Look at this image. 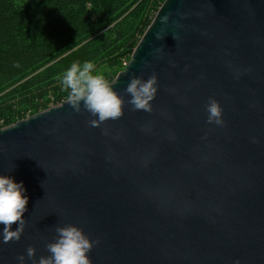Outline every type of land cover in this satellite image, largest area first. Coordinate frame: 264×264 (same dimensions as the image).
I'll use <instances>...</instances> for the list:
<instances>
[{
  "label": "water",
  "instance_id": "obj_1",
  "mask_svg": "<svg viewBox=\"0 0 264 264\" xmlns=\"http://www.w3.org/2000/svg\"><path fill=\"white\" fill-rule=\"evenodd\" d=\"M153 74L152 111L133 110L122 89ZM113 82L117 120L64 101L0 128V173L29 198L0 264L48 256L68 224L99 241L91 264H264V0H164Z\"/></svg>",
  "mask_w": 264,
  "mask_h": 264
},
{
  "label": "trees",
  "instance_id": "obj_2",
  "mask_svg": "<svg viewBox=\"0 0 264 264\" xmlns=\"http://www.w3.org/2000/svg\"><path fill=\"white\" fill-rule=\"evenodd\" d=\"M163 1L0 0V93L11 87L0 96V125L67 101L61 78L73 63L104 66L111 83Z\"/></svg>",
  "mask_w": 264,
  "mask_h": 264
},
{
  "label": "clouds",
  "instance_id": "obj_3",
  "mask_svg": "<svg viewBox=\"0 0 264 264\" xmlns=\"http://www.w3.org/2000/svg\"><path fill=\"white\" fill-rule=\"evenodd\" d=\"M160 38L158 33L157 39ZM61 84L72 110L80 112L83 108L93 117L89 121L90 127H99L105 121L117 120L123 115L122 96L114 90L113 84L94 72L92 62L73 63L63 73ZM122 91L129 97L127 103L133 110L151 112L158 91L157 77L154 74L147 79L131 76ZM205 111L208 113L207 123L223 125L222 107L215 98H209ZM25 193L23 181L17 182L13 176L0 173V225L3 226L0 237L3 243L20 240L24 232V213L29 199ZM13 223L17 224L15 229ZM56 233V239L46 244L48 256L35 259L36 250L29 246L26 256L20 254L16 257L17 264H26V257L32 264H91L88 253L98 240H91L81 227L74 224L58 226Z\"/></svg>",
  "mask_w": 264,
  "mask_h": 264
},
{
  "label": "rangeland",
  "instance_id": "obj_4",
  "mask_svg": "<svg viewBox=\"0 0 264 264\" xmlns=\"http://www.w3.org/2000/svg\"><path fill=\"white\" fill-rule=\"evenodd\" d=\"M157 3V2H156ZM158 9V4H154L152 7H151V9H150V11H149V15H154L155 14V12H157L156 10ZM131 57V56H130ZM127 60L126 59H124V60H122L121 61V63L119 64V66H117L116 68H114V73H115V76L120 72V71H122L124 68H125V66H126V64H127ZM94 72L96 73V74H99V75H102L103 77H105V75H104V73H105V67L104 66H98L96 69H94ZM32 76V75H31ZM31 76H27V77H25L23 80H21V81H24V80H26L27 78H29V77H31ZM115 78V77H114ZM113 82V81H112ZM11 89V87H9V88H7L4 92H1L0 93V96L1 95H3L4 93H6V91H9ZM0 128H3L1 125H0Z\"/></svg>",
  "mask_w": 264,
  "mask_h": 264
},
{
  "label": "built area",
  "instance_id": "obj_5",
  "mask_svg": "<svg viewBox=\"0 0 264 264\" xmlns=\"http://www.w3.org/2000/svg\"><path fill=\"white\" fill-rule=\"evenodd\" d=\"M60 105V104H59ZM51 107H52V105H51Z\"/></svg>",
  "mask_w": 264,
  "mask_h": 264
}]
</instances>
